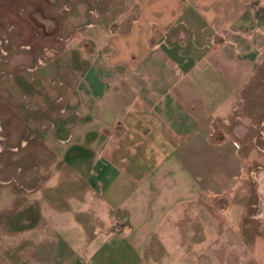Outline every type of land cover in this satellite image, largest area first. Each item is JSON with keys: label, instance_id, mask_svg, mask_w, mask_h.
<instances>
[{"label": "crops", "instance_id": "1", "mask_svg": "<svg viewBox=\"0 0 264 264\" xmlns=\"http://www.w3.org/2000/svg\"><path fill=\"white\" fill-rule=\"evenodd\" d=\"M131 5L76 84V139L65 150L80 185L76 231L60 236L75 245L49 251L59 264H260L252 249L242 262L248 246L235 244L240 203L222 228V197L249 180L264 190V151L222 122L260 72L264 0ZM87 222L101 230L84 237Z\"/></svg>", "mask_w": 264, "mask_h": 264}, {"label": "rangeland", "instance_id": "2", "mask_svg": "<svg viewBox=\"0 0 264 264\" xmlns=\"http://www.w3.org/2000/svg\"><path fill=\"white\" fill-rule=\"evenodd\" d=\"M128 4L0 0V264H59L60 252L50 253V248L64 239L75 245L73 238L60 236L76 231L69 219L78 211L74 196L80 185L75 186L76 161L65 153L76 139L71 126L77 118L76 84L91 58L102 54L99 39L106 40L107 29L119 28L124 10L132 9ZM259 70L247 88L236 92L235 107L222 126L243 129L247 145L252 133L264 151V59ZM258 176L261 188L264 176ZM255 183L249 180L244 183L248 189L222 197V228L225 219L230 222L223 212L240 203L232 224L242 236L235 244L248 246L241 260L252 249L264 264V190H256ZM90 200L85 196L88 215ZM81 224L84 237L101 230L95 222Z\"/></svg>", "mask_w": 264, "mask_h": 264}]
</instances>
